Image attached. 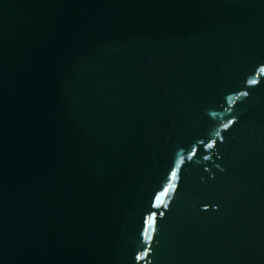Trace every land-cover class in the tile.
<instances>
[{
	"label": "water",
	"instance_id": "obj_1",
	"mask_svg": "<svg viewBox=\"0 0 264 264\" xmlns=\"http://www.w3.org/2000/svg\"><path fill=\"white\" fill-rule=\"evenodd\" d=\"M0 264H264V0H0Z\"/></svg>",
	"mask_w": 264,
	"mask_h": 264
}]
</instances>
